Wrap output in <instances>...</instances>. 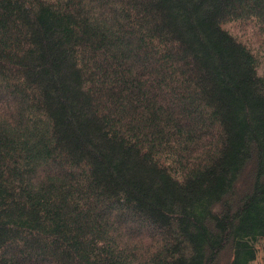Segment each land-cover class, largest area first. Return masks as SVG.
<instances>
[{"label": "trees", "instance_id": "1", "mask_svg": "<svg viewBox=\"0 0 264 264\" xmlns=\"http://www.w3.org/2000/svg\"><path fill=\"white\" fill-rule=\"evenodd\" d=\"M231 22L264 0H0V264L258 259L264 57Z\"/></svg>", "mask_w": 264, "mask_h": 264}, {"label": "rangeland", "instance_id": "2", "mask_svg": "<svg viewBox=\"0 0 264 264\" xmlns=\"http://www.w3.org/2000/svg\"><path fill=\"white\" fill-rule=\"evenodd\" d=\"M224 26L229 27L231 30L241 34L243 31L251 34V39L253 41V47L256 50L257 54L261 57H264V51L262 50V41H264V34H260L259 32H254L251 30L249 27L240 24V23H227ZM259 72L264 75V63L259 65L258 68ZM246 176H243L241 178V184L245 182ZM260 245H259V252H258V259L253 263V264H261L262 258L261 256L263 255L262 253V245L264 244V239L260 240ZM229 258V253L227 251L222 252L219 254L217 260L214 262V264H227Z\"/></svg>", "mask_w": 264, "mask_h": 264}]
</instances>
